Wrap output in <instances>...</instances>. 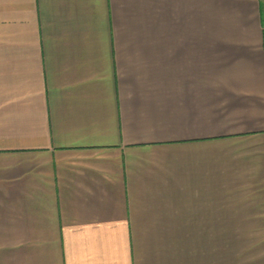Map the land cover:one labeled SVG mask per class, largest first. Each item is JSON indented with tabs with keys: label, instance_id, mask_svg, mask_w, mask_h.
Segmentation results:
<instances>
[{
	"label": "crops",
	"instance_id": "crops-1",
	"mask_svg": "<svg viewBox=\"0 0 264 264\" xmlns=\"http://www.w3.org/2000/svg\"><path fill=\"white\" fill-rule=\"evenodd\" d=\"M0 264H264L263 0H0Z\"/></svg>",
	"mask_w": 264,
	"mask_h": 264
},
{
	"label": "rangeland",
	"instance_id": "rangeland-1",
	"mask_svg": "<svg viewBox=\"0 0 264 264\" xmlns=\"http://www.w3.org/2000/svg\"><path fill=\"white\" fill-rule=\"evenodd\" d=\"M263 16H264V0H263Z\"/></svg>",
	"mask_w": 264,
	"mask_h": 264
}]
</instances>
